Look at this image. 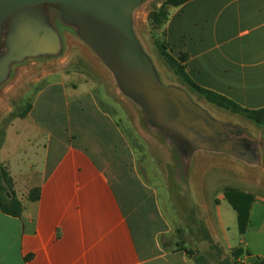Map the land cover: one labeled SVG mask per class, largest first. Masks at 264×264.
I'll use <instances>...</instances> for the list:
<instances>
[{
    "label": "crops",
    "instance_id": "0c3cea01",
    "mask_svg": "<svg viewBox=\"0 0 264 264\" xmlns=\"http://www.w3.org/2000/svg\"><path fill=\"white\" fill-rule=\"evenodd\" d=\"M25 28L31 39L15 52L11 42ZM163 30L172 55L187 57L185 71L197 86L244 109H264V0H192L170 9ZM3 31L9 35L0 55V88L21 60L50 59L59 67L42 78L28 115L14 118L5 131L0 163L25 209L21 218L0 210V264H194L185 252L169 250L173 226L160 192L139 172L120 121L101 108L96 83L61 60L65 42L76 46L77 58L83 59L78 48L92 50L77 23L58 5L41 4L8 16L0 24V44ZM181 92L193 110L180 146L186 164L204 166L197 195L188 191L198 211L208 213L212 239L234 261H264V195L249 176L229 174L241 164L263 185L264 134L249 135L211 117ZM223 162L232 164L224 175ZM35 189L41 198L30 202ZM229 191L253 198L244 235Z\"/></svg>",
    "mask_w": 264,
    "mask_h": 264
},
{
    "label": "rangeland",
    "instance_id": "374dc122",
    "mask_svg": "<svg viewBox=\"0 0 264 264\" xmlns=\"http://www.w3.org/2000/svg\"><path fill=\"white\" fill-rule=\"evenodd\" d=\"M166 2L167 0H138L132 16L134 36L143 53L151 61L159 85L166 89L186 91L193 104L204 109L211 117L235 124L243 133L262 136L264 125H256L243 116L211 106L165 63L159 45L164 44L168 53L172 55V52L166 44L164 25L157 27L155 18ZM8 35L7 31H3L0 55L5 54ZM78 49L77 52H81L84 60L74 56L75 45L71 46L65 42L61 60L68 59L72 63L70 68L75 67L92 77L96 83L95 92L101 108L120 121L126 138L135 150L139 172L144 174L148 183L159 190L162 207L173 226V234L167 241L170 244L169 250L177 251L181 248L192 250L194 264H238V259L234 261L212 239L205 222L208 213L198 211L193 200L195 197L188 191L197 195V179L203 175L204 166L202 165L203 168L200 169L201 164L197 162L186 164L187 158L183 155L184 150L180 143L167 135L162 128L158 129L151 122L146 110L124 95L117 78L96 53L89 49L90 52L87 48ZM21 62L23 63L15 66L8 82L0 88V147L8 124L15 116L24 112L27 105L32 104L37 91L43 85L41 80L44 75L56 72L59 67V61L53 62L50 59H24ZM228 166L232 164L221 163L222 175L227 174ZM247 173L241 164H236L234 170L229 172L230 175L237 176V180L239 176L242 178L249 176L247 179L250 178L248 182H251V187L264 195V183L260 184L261 176Z\"/></svg>",
    "mask_w": 264,
    "mask_h": 264
},
{
    "label": "water",
    "instance_id": "95a60500",
    "mask_svg": "<svg viewBox=\"0 0 264 264\" xmlns=\"http://www.w3.org/2000/svg\"><path fill=\"white\" fill-rule=\"evenodd\" d=\"M41 4L58 5L68 20L77 23L82 40L113 72L124 95L140 104L158 129L182 142L186 137L182 128L193 109L180 90L159 85L151 61L135 38L132 16L138 0H0V24L23 8ZM31 32L23 29L11 42L12 50L22 51Z\"/></svg>",
    "mask_w": 264,
    "mask_h": 264
},
{
    "label": "trees",
    "instance_id": "16d2710c",
    "mask_svg": "<svg viewBox=\"0 0 264 264\" xmlns=\"http://www.w3.org/2000/svg\"><path fill=\"white\" fill-rule=\"evenodd\" d=\"M192 0H167V2L161 7L158 11L155 18V25L157 27H162L168 17L169 10L172 8H179L186 3ZM159 49L161 51V56L164 59L165 63L170 67L177 76H179L185 83H187L194 91H196L200 96H202L208 103L214 105L222 110L231 112L235 115L243 116L245 119L255 123L256 125L263 126L264 125V109L262 110H248L242 108L240 105L235 102L218 95L214 92L207 91L205 89L197 86L187 75L185 71L184 64L187 61L186 56H181L179 59L173 57L170 53H168L167 46L159 45ZM31 104L26 106L24 112L15 116V118L23 119L28 113L31 111ZM1 148V147H0ZM8 194L10 197H8ZM228 202L232 205V207L236 210L239 215L240 222V233L241 235L245 234L248 222H249V213L250 207L253 202V198L250 195H245L243 193L229 191L226 195ZM41 198V192L39 189H35L31 192L28 200L30 202H37ZM24 204L18 198L14 181L8 172L7 168L4 167L3 164L0 163V210L1 212L12 218H21L24 213ZM161 243L164 248H167L168 245L161 240ZM181 252H185L189 256H193L194 252L187 248L179 249Z\"/></svg>",
    "mask_w": 264,
    "mask_h": 264
},
{
    "label": "built area",
    "instance_id": "2783aa9c",
    "mask_svg": "<svg viewBox=\"0 0 264 264\" xmlns=\"http://www.w3.org/2000/svg\"><path fill=\"white\" fill-rule=\"evenodd\" d=\"M238 264H264V261L262 260H258V259H255L251 262H247V261H238Z\"/></svg>",
    "mask_w": 264,
    "mask_h": 264
}]
</instances>
